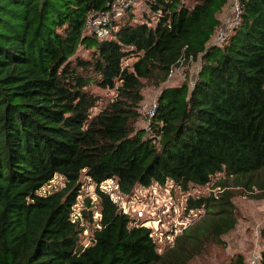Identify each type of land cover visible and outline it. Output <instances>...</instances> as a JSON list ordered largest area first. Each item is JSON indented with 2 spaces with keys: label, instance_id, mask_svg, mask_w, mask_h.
<instances>
[{
  "label": "trees",
  "instance_id": "16d2710c",
  "mask_svg": "<svg viewBox=\"0 0 264 264\" xmlns=\"http://www.w3.org/2000/svg\"><path fill=\"white\" fill-rule=\"evenodd\" d=\"M228 1L143 0L142 21L130 3L98 38L85 31L87 19L119 0H0V264H188L235 227L232 187L264 198V0H236L240 18L218 44ZM198 58L191 86L163 87L148 128L135 127L141 80L157 86ZM91 84L115 90L95 115ZM82 173L99 213L88 245L79 241L83 220L95 223L92 210L72 216ZM219 173L217 194L186 200L202 219L162 253L151 229L131 224L99 188L113 179L123 194L169 181L187 191ZM55 175L64 186L40 194Z\"/></svg>",
  "mask_w": 264,
  "mask_h": 264
},
{
  "label": "rangeland",
  "instance_id": "374dc122",
  "mask_svg": "<svg viewBox=\"0 0 264 264\" xmlns=\"http://www.w3.org/2000/svg\"><path fill=\"white\" fill-rule=\"evenodd\" d=\"M197 1L183 0L188 7L193 6ZM236 2V0H229L218 15V19L221 22L218 29L224 28L226 32L229 31L232 22L235 20L234 6ZM133 4V13L137 21H142L145 15H149L143 0H135ZM211 41L218 44L222 42L221 39H218V34L214 38L212 37ZM79 52L83 55L87 54V51L83 48H80ZM134 60V56L125 58L123 66H130ZM200 64L199 58L180 62L172 69L168 79L157 86L147 80H141V93L143 95L140 104L141 117L134 123V126L147 129L150 119L147 112L156 103L160 90L166 86L179 85L183 81H186L191 86ZM88 89L99 97L96 106L91 111V115H95L115 95L114 89H102L94 84H91ZM220 178H223L222 174H215L206 185L196 186L190 184L187 191L181 190L171 181L167 182L161 190L156 185H152L150 189L136 186L130 194L125 196L123 199L125 203L123 202V204L129 206L128 215L134 223H142L151 228L152 236L157 244V251L162 253L172 245V238L180 234L183 228L193 225L204 216V210L202 209L186 210L187 198L207 196L211 192L217 194L218 187H213V185ZM80 181L82 182L81 192L77 197V203L74 205L73 214L78 215L81 210L86 212L92 210L95 223L92 224L87 220H83L85 228L80 234L79 241L80 244L88 245L92 238V227H99L96 224L99 213L94 193V183L83 173ZM108 182L110 186H115V180H108ZM63 186L64 178L60 175H55L49 183L40 188L39 193H50ZM232 190L234 192L232 201L235 205L237 218L235 227L221 236L222 244L207 243L203 251L199 255L194 256L188 264H230L237 254L244 256V264H261V253H264V198L255 199L248 197L241 186H234ZM254 192L257 193L258 191L254 190ZM85 198L91 199V208L86 207ZM135 208L143 210L142 217L136 216L133 211Z\"/></svg>",
  "mask_w": 264,
  "mask_h": 264
},
{
  "label": "built area",
  "instance_id": "2783aa9c",
  "mask_svg": "<svg viewBox=\"0 0 264 264\" xmlns=\"http://www.w3.org/2000/svg\"><path fill=\"white\" fill-rule=\"evenodd\" d=\"M134 1L135 0H119L118 5L114 8V11L112 13L108 14V13L102 12L99 15L90 16L87 19L86 23H85V31L88 34H91L92 36H96L98 38L107 37L111 33L112 30H115L117 28V26L114 25V21L118 20V18L123 16L124 15V8L126 7V5L130 4V3H134ZM240 13H241V6L236 3L235 6H234V17H235V20H234V22H232L231 26L234 25L239 20ZM225 34H226V30L224 28H221L219 30V32H218V39L219 40L220 39L223 40V38L225 37ZM155 110H156V103L153 104L152 107L148 110V112H147L148 116L151 117L154 114ZM108 180H113V179H107V180L103 181L99 185V188L109 195L111 200L114 203L117 204L118 208L123 213L128 214L129 206H127V204L126 205L123 204V202L125 203V200H123V199L125 198V196L127 194H123V193H121L119 191L116 181H115V186L113 185V187H112V186L109 185ZM152 185H156V187L158 189H160V190L165 187L164 185H159V184H156V183H154ZM151 186H149L147 188H143V187H141V188L150 189ZM133 211L135 212L136 216H138V217H142L143 216L144 212H143L142 209L135 208V209H133ZM72 216H73V218H75L76 216H79V214L75 215V214L72 213ZM132 222H133V220L131 221V224H133V225H141V226L143 225L142 223H136V222L132 223ZM143 226H146V225H143ZM146 227H148V226H146ZM187 227H185V228H187ZM148 228H150V227H148ZM185 228H183V230ZM152 235H153V233H152V230H151L150 236L154 240ZM176 236H174L172 238L173 242H174V238ZM154 242H155V240H154Z\"/></svg>",
  "mask_w": 264,
  "mask_h": 264
}]
</instances>
